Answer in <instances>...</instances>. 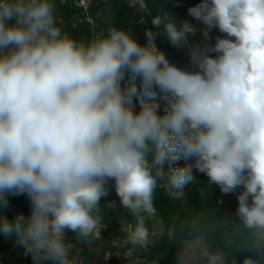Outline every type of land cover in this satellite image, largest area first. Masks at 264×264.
<instances>
[{
	"label": "clouds",
	"instance_id": "obj_1",
	"mask_svg": "<svg viewBox=\"0 0 264 264\" xmlns=\"http://www.w3.org/2000/svg\"><path fill=\"white\" fill-rule=\"evenodd\" d=\"M187 11L204 27L158 11L151 22L162 32L141 44L116 25L71 37L56 0H0V208L9 194L31 208L0 215V234L33 264H77L67 236L100 239L103 209L117 207L100 204L110 182L134 218L125 242L154 246L156 191L182 201L193 157L222 193L244 190L238 222L211 210L210 225L196 213L166 228L174 264H238L242 251V264H264V0H200ZM213 28L225 34L214 45L190 43ZM161 34L188 49L187 68L156 46Z\"/></svg>",
	"mask_w": 264,
	"mask_h": 264
},
{
	"label": "trees",
	"instance_id": "obj_2",
	"mask_svg": "<svg viewBox=\"0 0 264 264\" xmlns=\"http://www.w3.org/2000/svg\"><path fill=\"white\" fill-rule=\"evenodd\" d=\"M147 6L146 21L152 32H162V29H157L153 26L151 20L158 11H166L178 21L187 20L191 22L197 29L203 28V24L194 20L187 9L195 6L194 0H144ZM57 15L69 22L71 16L76 13L78 8L70 1L63 3L62 0H56ZM131 10L126 6L125 0H110L106 6L101 9L100 20L102 25L107 28L116 25L129 31L134 38L141 44L147 43L145 34L139 27L133 24L130 20ZM197 35L204 40V38L197 32ZM71 37L75 39L85 40L89 36V29L86 25L80 26L78 29L71 31ZM225 34L219 32L218 29L213 28L210 31L211 39L207 41L215 42L216 37H223ZM156 46L162 50L171 63L178 67L187 68L189 65L188 53L180 48L173 47L166 35L161 34L155 38ZM139 86V80H137ZM159 104L160 114H166L167 101L161 97L156 98ZM139 104L137 103V111ZM196 158L193 157L188 161L192 167L193 178L195 182L190 183L185 187V197L189 204V210L184 209L182 202L174 201L164 189H157L154 199V206L157 208V218L163 225V233L166 228L174 221L179 222L193 214L200 213L204 215L205 223L212 224V212L216 220L230 219L238 222V217L235 213L238 207L237 196L244 190L243 186L238 187L235 191L229 193H222L220 186L211 182L209 177L195 168ZM185 163L183 159L173 162L175 165ZM109 195L102 197L100 204L102 207L107 201L114 197V182L108 185ZM8 207L0 208V215L6 216L9 221L22 212L18 205V196H7ZM103 218L107 223H117L121 220L133 221L134 218L127 212L120 208L114 210L103 209ZM153 220V219H152ZM150 221V223L152 222ZM149 223V224H150ZM230 230V229H229ZM175 250L177 245L168 241L167 237H161L160 241L154 246L151 257L156 258L161 264H174ZM24 250L15 245L14 240L6 238L0 234V264H32L29 259L23 257ZM250 255L247 252H240L235 255L238 264H242L243 259Z\"/></svg>",
	"mask_w": 264,
	"mask_h": 264
},
{
	"label": "built area",
	"instance_id": "obj_3",
	"mask_svg": "<svg viewBox=\"0 0 264 264\" xmlns=\"http://www.w3.org/2000/svg\"><path fill=\"white\" fill-rule=\"evenodd\" d=\"M68 1L70 0H62L63 3ZM109 1L110 0H71L73 5L76 6L78 10L71 16L69 22H66L65 19L58 16L59 20L61 21L60 26L62 30L71 35V31L78 29L82 25H86L89 29V36L85 40H89L94 35L104 32L105 27L102 25L100 20L101 9H103ZM194 2H196L195 4L197 5L200 3V0H194ZM125 3L126 6L131 10L129 20L133 24L137 25L144 34L146 31H150L146 21L147 6L145 1L125 0ZM145 38L147 40L146 35ZM198 38L200 39L197 34L195 36H190V43H199L202 45H214L215 43L213 41H207L203 39H201L202 42H197ZM180 49L188 53L187 48ZM212 55L215 54L212 53ZM159 189H164V187L161 186ZM114 194V197L107 201L104 207L111 202H115L117 206L116 208L120 206L119 198L116 195L115 190ZM18 205L22 210L20 214H23L26 217L30 215V203L26 196H18ZM106 209L114 210L110 208ZM153 220H159L157 218V213ZM153 220L149 224V227L154 233V236L157 238V241H160V237L163 234V229L160 232V230L156 228V225L152 224ZM103 223L105 227L101 229L100 239L95 240L88 245L76 240L74 234H68L67 239L73 244L74 259L77 264H161L158 259L151 257L152 250L157 243L149 249L143 250L133 248L130 244L125 242L128 226L134 224V220H121L117 223H107L104 220ZM23 257L25 259H29L33 264L31 257L25 256V254H23Z\"/></svg>",
	"mask_w": 264,
	"mask_h": 264
},
{
	"label": "rangeland",
	"instance_id": "obj_4",
	"mask_svg": "<svg viewBox=\"0 0 264 264\" xmlns=\"http://www.w3.org/2000/svg\"><path fill=\"white\" fill-rule=\"evenodd\" d=\"M194 3H196V2H194ZM197 42H202V40L198 38ZM164 190L167 191L165 187H164ZM179 202H182V206H183L184 209L189 210V204L186 201V197H184V199L182 201H179ZM152 224L156 225V228H158L160 230V232L162 231L163 225H162L160 220H153ZM176 251L177 250H175L174 252H176Z\"/></svg>",
	"mask_w": 264,
	"mask_h": 264
},
{
	"label": "crops",
	"instance_id": "obj_5",
	"mask_svg": "<svg viewBox=\"0 0 264 264\" xmlns=\"http://www.w3.org/2000/svg\"><path fill=\"white\" fill-rule=\"evenodd\" d=\"M201 39V38H200Z\"/></svg>",
	"mask_w": 264,
	"mask_h": 264
}]
</instances>
